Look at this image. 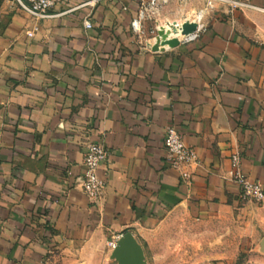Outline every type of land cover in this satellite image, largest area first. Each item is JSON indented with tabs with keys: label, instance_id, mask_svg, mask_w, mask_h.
Here are the masks:
<instances>
[{
	"label": "crops",
	"instance_id": "obj_1",
	"mask_svg": "<svg viewBox=\"0 0 264 264\" xmlns=\"http://www.w3.org/2000/svg\"><path fill=\"white\" fill-rule=\"evenodd\" d=\"M250 2L206 10L193 38L156 51L157 24L194 19L200 4L159 7L142 33L131 25L142 0H63L41 21L10 14L0 32V264H51L58 249L126 231L141 243L179 212L204 221L234 208L244 202L229 173L235 151L264 187V0ZM169 124L198 156L191 185L167 158ZM88 141L110 152L97 200L79 180Z\"/></svg>",
	"mask_w": 264,
	"mask_h": 264
},
{
	"label": "rangeland",
	"instance_id": "obj_2",
	"mask_svg": "<svg viewBox=\"0 0 264 264\" xmlns=\"http://www.w3.org/2000/svg\"><path fill=\"white\" fill-rule=\"evenodd\" d=\"M12 12L28 16L10 6L8 0H0V32ZM187 19L192 17L189 15ZM263 238L264 200H245L204 221L179 212L141 243L149 264H264ZM111 250L110 243L83 244L69 250L58 249L51 253L49 261L51 264H117L109 257Z\"/></svg>",
	"mask_w": 264,
	"mask_h": 264
},
{
	"label": "built area",
	"instance_id": "obj_3",
	"mask_svg": "<svg viewBox=\"0 0 264 264\" xmlns=\"http://www.w3.org/2000/svg\"><path fill=\"white\" fill-rule=\"evenodd\" d=\"M63 0H8L10 6L27 14L35 21H41L56 15L52 12L54 7ZM174 0H142V6L138 15L132 20V28L137 33L143 32V21L149 13L154 14L159 7L167 5ZM179 3L197 2L201 6L196 11L198 15L194 16L192 21H196L200 28L201 21L206 10H220L227 14L235 10H246L254 7L250 0H175ZM86 27H91L90 19L84 21ZM158 28V27H157ZM157 31V30H156ZM198 31V30H197ZM197 31L189 37L182 40L193 38ZM31 34V32H29ZM164 144L167 151V158L171 165L176 168L182 179L188 185H191L192 167L199 162L198 156L194 149L188 146L183 138L182 133L174 124L166 127ZM109 149L103 142L88 141L85 145L83 164L85 171L79 178L83 191L93 200H97L103 193L105 181L99 176L98 169L104 160L109 156ZM232 169L230 170L231 178L240 187V198L245 200H264L263 185L249 176L245 175L242 170L241 154L235 151L232 154ZM116 241L111 242L114 247Z\"/></svg>",
	"mask_w": 264,
	"mask_h": 264
},
{
	"label": "water",
	"instance_id": "obj_4",
	"mask_svg": "<svg viewBox=\"0 0 264 264\" xmlns=\"http://www.w3.org/2000/svg\"><path fill=\"white\" fill-rule=\"evenodd\" d=\"M170 24V21H166L164 24H157L158 28L155 41L152 44L149 43L152 50L156 51L164 49L165 47H176L182 41L177 36L178 33L183 34L184 37H189L199 27L198 22L189 19L182 23L173 21ZM166 25H170V31L166 29ZM172 32L174 36H172ZM262 245L264 246V238ZM109 257L115 260L117 264H149L143 245L131 231H126L118 237Z\"/></svg>",
	"mask_w": 264,
	"mask_h": 264
},
{
	"label": "bare ground",
	"instance_id": "obj_5",
	"mask_svg": "<svg viewBox=\"0 0 264 264\" xmlns=\"http://www.w3.org/2000/svg\"><path fill=\"white\" fill-rule=\"evenodd\" d=\"M195 14H196V13H195ZM198 14H199V13H197L196 15H198ZM187 20H188V19H187ZM179 23H182V22H179ZM171 24H172V23H171ZM171 24H170V25H171ZM170 25H166V29H167L168 31L171 30V29H170ZM172 36H174V35H173V32H172ZM177 36H178L179 38H181V39L185 38L184 35L181 34V33H178Z\"/></svg>",
	"mask_w": 264,
	"mask_h": 264
}]
</instances>
